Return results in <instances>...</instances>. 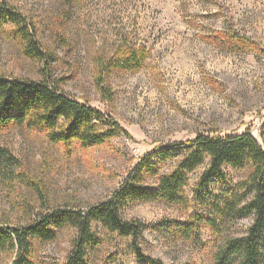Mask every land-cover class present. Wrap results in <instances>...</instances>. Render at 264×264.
<instances>
[{"label": "rangeland", "instance_id": "374dc122", "mask_svg": "<svg viewBox=\"0 0 264 264\" xmlns=\"http://www.w3.org/2000/svg\"><path fill=\"white\" fill-rule=\"evenodd\" d=\"M22 13L45 58L34 59L10 25L0 28V76L50 80L82 104L116 121L123 132L101 146L50 141L46 133L0 127V227L33 224L59 209L83 210L108 199L138 162L157 149L210 136L249 133L264 140V0H0ZM147 51L136 71L110 69L120 53ZM177 150H179L177 148ZM176 157L163 163L172 171ZM201 167L188 174L187 207L129 202L122 217L141 222L138 245L163 264H217L230 239L247 236L252 217H228L220 233L209 208L194 199ZM216 196L239 186L247 170L227 169ZM149 188L156 186L149 179ZM99 244L86 264H147L126 238L94 224ZM186 230V231H185ZM33 241L32 264H65L76 230ZM14 251L0 252L11 264Z\"/></svg>", "mask_w": 264, "mask_h": 264}, {"label": "trees", "instance_id": "16d2710c", "mask_svg": "<svg viewBox=\"0 0 264 264\" xmlns=\"http://www.w3.org/2000/svg\"><path fill=\"white\" fill-rule=\"evenodd\" d=\"M7 25L14 28V34L25 44L31 58H45L36 30L30 28L27 18L2 4L0 28ZM146 58L145 49L124 51L109 67L111 70L136 71ZM13 124L46 133L53 143L70 146L78 142L85 149L104 145L123 132L112 118L69 97L56 82L0 76V127ZM0 156L11 159L1 149ZM176 157H180L176 167L167 174H160L161 165ZM203 166L205 171L197 182L194 199L211 211L213 217H206L205 222L220 233L222 220L235 216L252 217L246 238L227 240L216 254V263L264 264V140L260 143L249 133L199 134L192 141L157 149L138 162L108 199L85 211L59 209L43 215L33 224L0 227V252L14 251L11 264H32L33 241H54L58 229L70 226L77 235L65 264H86L87 250L99 244L93 227L98 223L113 233L131 238L132 250L138 260L163 264L142 252L138 242L144 225L124 220L122 211L131 201L189 206L188 174ZM229 168L248 171L243 183L218 196L203 191L213 181L226 183ZM149 179H155L154 188L147 186Z\"/></svg>", "mask_w": 264, "mask_h": 264}]
</instances>
